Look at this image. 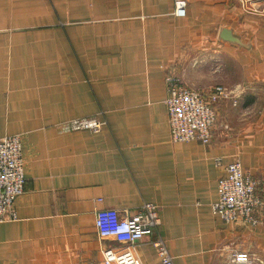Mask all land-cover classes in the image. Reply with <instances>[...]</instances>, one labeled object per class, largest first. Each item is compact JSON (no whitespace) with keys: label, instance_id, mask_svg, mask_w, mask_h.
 Here are the masks:
<instances>
[{"label":"crops","instance_id":"0c3cea01","mask_svg":"<svg viewBox=\"0 0 264 264\" xmlns=\"http://www.w3.org/2000/svg\"><path fill=\"white\" fill-rule=\"evenodd\" d=\"M170 73L237 89L207 142L170 139ZM83 116L104 123L59 131ZM15 133L26 180L0 221V264H103L127 243L98 235L96 210L145 203L160 221L131 245L142 264L159 263L158 240L173 264H264V205L250 226L212 210L236 158L264 199V0H187L183 17L173 0H0V137Z\"/></svg>","mask_w":264,"mask_h":264},{"label":"built area","instance_id":"2783aa9c","mask_svg":"<svg viewBox=\"0 0 264 264\" xmlns=\"http://www.w3.org/2000/svg\"><path fill=\"white\" fill-rule=\"evenodd\" d=\"M173 14H187V0H173ZM237 89L217 84L207 90L191 88L182 83L177 75L166 76L165 105L168 114L169 134L173 142L199 139L207 142L216 119L215 104L227 97H236ZM96 116L74 117L59 124V131H98L102 125ZM220 163V162H219ZM26 180L23 136L21 133L0 137V221L8 213L14 218L13 201L23 192ZM261 180L243 168L236 158L223 166L218 181V197L212 210L225 222H239L245 226L255 225L264 205ZM157 208L145 203L142 210L130 216H121L115 208L96 210L94 225L101 238H114L126 242L123 249L106 247L103 264H142L131 245L139 241L159 223ZM161 259L158 264H173L161 240L156 241ZM235 260L249 262L247 253H238Z\"/></svg>","mask_w":264,"mask_h":264},{"label":"rangeland","instance_id":"374dc122","mask_svg":"<svg viewBox=\"0 0 264 264\" xmlns=\"http://www.w3.org/2000/svg\"><path fill=\"white\" fill-rule=\"evenodd\" d=\"M241 93H242V92H241ZM237 95H238L237 97H239V94H237ZM228 98H229V99H230V98L232 99V97H227V98H224V99H228ZM224 99H222V100H224ZM236 99H237V98H236ZM236 99H233V101H236ZM220 101H221V100H220ZM241 101H242V100L238 101L237 103L235 102L236 104L234 103V104H235L234 107L241 108V107H242V102H241ZM255 176H256V175H255ZM258 178H259V177H258Z\"/></svg>","mask_w":264,"mask_h":264}]
</instances>
